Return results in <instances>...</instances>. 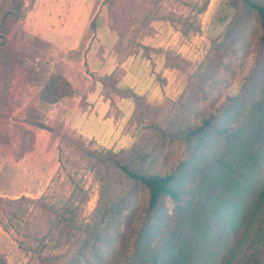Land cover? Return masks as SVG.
Listing matches in <instances>:
<instances>
[{
  "label": "rangeland",
  "instance_id": "obj_1",
  "mask_svg": "<svg viewBox=\"0 0 264 264\" xmlns=\"http://www.w3.org/2000/svg\"><path fill=\"white\" fill-rule=\"evenodd\" d=\"M4 6L0 0V12ZM233 13L225 0H23L4 36L15 59L5 92L0 67V264H48L68 252L81 253L78 264L232 262L264 178V47L254 15L243 10L232 21ZM52 73L73 95L48 105L38 93ZM107 74L118 87L134 84L146 104L140 120H127L133 135L120 148L82 138L74 124L94 102L118 101L97 81ZM228 98L240 136L214 135L204 153L153 128L197 125ZM120 105L107 114L118 120ZM31 116L47 128L30 125ZM23 130L32 134L27 145ZM144 138H151L147 168L175 170L188 189L165 239L151 247L148 228L140 230L143 192L137 211L94 219L100 181L69 141L118 153ZM87 234L99 238L79 249Z\"/></svg>",
  "mask_w": 264,
  "mask_h": 264
},
{
  "label": "trees",
  "instance_id": "obj_2",
  "mask_svg": "<svg viewBox=\"0 0 264 264\" xmlns=\"http://www.w3.org/2000/svg\"><path fill=\"white\" fill-rule=\"evenodd\" d=\"M225 1L228 8L234 11L232 21L236 18L237 13L243 10H247L254 15L258 22L259 43L264 47V0ZM22 5L23 0H5V6L0 12V67H2L4 81L2 84L3 92L6 91L11 82L12 67L15 63L14 54L7 47L4 36L9 27L19 18ZM168 57L171 63L170 56L167 55V60ZM180 61L178 58L173 59V66L180 65ZM97 80L104 89H109L116 96L131 99L134 103L132 119L136 122L140 120L139 116L146 105L142 96L129 87H118L116 78L113 75L99 76ZM72 95L73 88L70 82L63 75L52 73L40 89L38 99L41 103L51 105ZM231 100L228 98L216 110L215 114L203 118L197 125L166 130L164 126H161V122L159 125L153 122V128L161 136L183 140L189 149L193 151L196 149L198 153H204L209 147L208 142L210 139H214V135L224 139L228 135L234 138L240 136L238 133V128L241 125L240 121L231 117L229 109L225 110L227 102H231ZM226 118H231V124L218 126L219 124L216 121ZM27 122L38 128H47L43 123L34 119L33 116ZM31 137L32 134L29 131L23 130L21 137L23 145H27ZM150 140L151 138H144L129 150L119 151L118 153L110 150L104 152L90 150L80 141L69 140L99 178L100 191L94 209L96 211L94 219L98 223L103 222L108 217H114L119 213L118 211H137L133 207V201L138 192H143L145 204L142 211L145 212L143 218H140V230L143 231L148 228L144 231L148 238V240L145 239L148 247L165 239L166 236L161 235L176 218L175 212L171 211H181L179 203L181 198L188 192V189L185 190V187L180 185L182 181L175 174V170L161 173L147 168ZM254 195L250 212L236 241V250L232 253V262L230 261L228 264H264V178ZM90 235L87 234L84 239L80 240L79 249L96 243L99 236L97 238L93 234L91 237ZM80 257L82 255L79 252H68L53 257V260L48 264H78Z\"/></svg>",
  "mask_w": 264,
  "mask_h": 264
},
{
  "label": "crops",
  "instance_id": "obj_3",
  "mask_svg": "<svg viewBox=\"0 0 264 264\" xmlns=\"http://www.w3.org/2000/svg\"><path fill=\"white\" fill-rule=\"evenodd\" d=\"M119 83H121V81ZM119 83L117 84L118 86ZM99 85L101 86V88H103L100 82ZM123 86L131 88L135 93H137L140 96L144 95V93H141V91L139 92V90L136 88L134 84L123 83ZM116 98H118V101H116V103H113L114 99L111 100L109 98H106L109 99V102H104V101L94 102L95 106L93 108L92 114L84 115L82 117L78 116L77 118H75L74 122L76 123L74 124H77L75 126H77V131L79 135L82 136V138L85 139L89 138V140L91 139L100 140L97 138H101L102 140V138L104 139L106 138L108 140H111L110 147L111 145L112 146L114 145L117 146L118 148L124 146L125 143H128V137L131 138L133 133L131 132V130L129 132L128 130H126V122L127 120L132 119V113L134 111V103L132 102L131 99L128 98H120L118 96H116ZM64 99L66 98H63L62 100ZM120 104L124 105L125 111H121L122 115L118 120H115L114 117L109 116L107 112L112 105H115V107L118 106L116 108L121 110ZM75 126L74 128H76ZM103 142L101 141V144H104Z\"/></svg>",
  "mask_w": 264,
  "mask_h": 264
}]
</instances>
